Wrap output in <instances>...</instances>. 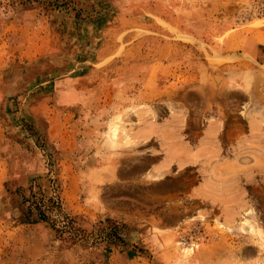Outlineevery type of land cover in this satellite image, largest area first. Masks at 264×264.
<instances>
[{"label":"rangeland","instance_id":"1","mask_svg":"<svg viewBox=\"0 0 264 264\" xmlns=\"http://www.w3.org/2000/svg\"><path fill=\"white\" fill-rule=\"evenodd\" d=\"M178 32L210 55L188 79L264 120V0H0V264H264V212H165L184 202L163 184L99 183L124 133L107 86L143 81L153 40Z\"/></svg>","mask_w":264,"mask_h":264},{"label":"crops","instance_id":"2","mask_svg":"<svg viewBox=\"0 0 264 264\" xmlns=\"http://www.w3.org/2000/svg\"><path fill=\"white\" fill-rule=\"evenodd\" d=\"M158 34L143 81H126L123 76L111 82L107 88L120 95L116 101L107 96L81 98L85 104L114 101L117 110L108 119L124 131L109 151L115 156L107 157L100 169L99 183L122 182L128 176L163 184L170 201L184 202L165 207V212H223L228 223L239 212H264L250 208L251 188L264 189L263 110L252 108L249 97L245 111L232 112L213 96V85L188 79V63L198 67L190 57L210 56L199 47L202 40L197 35H187L194 43L181 38L180 32ZM141 166L146 169L140 174ZM199 202H207L210 209H197ZM176 233L177 229L164 235Z\"/></svg>","mask_w":264,"mask_h":264},{"label":"trees","instance_id":"3","mask_svg":"<svg viewBox=\"0 0 264 264\" xmlns=\"http://www.w3.org/2000/svg\"><path fill=\"white\" fill-rule=\"evenodd\" d=\"M32 205H34V203H33V204H31V206H32ZM29 209H30V206H29ZM26 221H29V220H28V219H26Z\"/></svg>","mask_w":264,"mask_h":264}]
</instances>
